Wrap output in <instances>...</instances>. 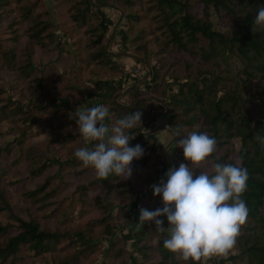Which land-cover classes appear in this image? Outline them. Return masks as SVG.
Instances as JSON below:
<instances>
[{"label": "trees", "instance_id": "trees-1", "mask_svg": "<svg viewBox=\"0 0 264 264\" xmlns=\"http://www.w3.org/2000/svg\"><path fill=\"white\" fill-rule=\"evenodd\" d=\"M51 1L0 0V264H193L164 248L167 233L154 223L137 227L141 207H163L152 186L165 169L148 130L165 111L172 134L207 132L217 140L209 159L249 174L247 221L234 247L208 261L264 264V148L255 139L264 136V29L253 25L264 0H99L122 14L119 53L151 73L146 89L113 55L103 8ZM125 90L128 104L117 101ZM97 105L109 124L142 111L129 135L145 154L129 180H102L74 155L85 143L72 113ZM177 139L180 164L191 167Z\"/></svg>", "mask_w": 264, "mask_h": 264}, {"label": "clouds", "instance_id": "clouds-1", "mask_svg": "<svg viewBox=\"0 0 264 264\" xmlns=\"http://www.w3.org/2000/svg\"><path fill=\"white\" fill-rule=\"evenodd\" d=\"M253 25L264 29V6L256 10ZM72 114L85 143L75 151V157L83 166L93 168L102 180L113 174L129 180L133 161L145 154L141 145L130 146L133 139L129 135L130 130L142 125V111H134L114 124L108 123L111 117L103 105L80 107ZM173 135L178 137L177 148L183 150L191 167L186 163L171 167L166 180L152 186L154 195L162 198L163 207L153 211L141 207L137 227L154 223L157 232L167 233L163 240L166 250L178 254V259L197 264L202 258L226 255L236 244L248 218V208L241 197L249 174L242 166L211 161L217 140L207 132L193 131L181 136L176 130ZM255 139L264 148V136L256 135ZM205 163L211 165L208 171L199 168Z\"/></svg>", "mask_w": 264, "mask_h": 264}, {"label": "crops", "instance_id": "crops-1", "mask_svg": "<svg viewBox=\"0 0 264 264\" xmlns=\"http://www.w3.org/2000/svg\"><path fill=\"white\" fill-rule=\"evenodd\" d=\"M98 1L99 0H93V3L94 4L96 3L95 6H97L99 8H103V12L109 21L110 34H111L110 45L112 46V50L114 52L113 55H116L117 57H119L118 49H116V48L118 47L117 42H118L119 38H121V36H122V31H121L122 15L118 11H115L106 5L104 6L102 3L98 2ZM123 99L124 100L122 102L127 101L129 98L125 96ZM162 127L164 128V132L161 134H158L157 135L158 137L156 139L159 143H160V141H162V142L164 141L166 143L169 140L170 131L167 128H165L164 126H162ZM162 127H160V123L157 121L155 128H150L148 130V132L155 134V132L160 130ZM173 141H174V139H173ZM172 145H173V142H172ZM159 153L161 155V159H162V162L164 164V169H165L164 176L166 177L165 174L171 167H176V168L179 167V165H180L179 156L175 152L174 149L172 150L170 148H167V150L164 152V154H162V151L159 149ZM210 257L211 256L206 257V258H202L203 264H212L208 261L210 259Z\"/></svg>", "mask_w": 264, "mask_h": 264}, {"label": "rangeland", "instance_id": "rangeland-1", "mask_svg": "<svg viewBox=\"0 0 264 264\" xmlns=\"http://www.w3.org/2000/svg\"><path fill=\"white\" fill-rule=\"evenodd\" d=\"M48 4H49V6H50V8H52V1L51 0H48ZM122 15V14H121ZM109 46H110V43H109ZM116 49H118V53H119V48L117 47ZM119 55V59H118V62H120V63H123L124 65H125V69H126V71L127 72H130V71H134V68H135V62L130 58V57H127V56H123L124 54H121V53H119L118 54ZM116 56V55H115ZM124 61V62H123ZM145 72V71H144ZM149 74L150 73H147V74H144V77H142L140 80L139 79H136L135 80V82L134 81H132L131 80V82L129 83V84H131V83H136V81H137V83H136V86L137 85H141L142 86V88L144 89H146V88H148L149 87V85H147L145 82H146V80H148V79H150V76H149ZM119 81V84H121L122 86H123V82H125V80L124 79H119L118 80ZM134 83L133 84H131V86H133L134 85ZM128 92V90H125L124 92H122V94L117 98V101H121V103H125V104H127V103H130L131 102V99L129 98L127 101H124V102H122L124 99V97H125V94ZM164 113H166V111L164 112ZM164 113H161V114H159V116L157 117V121L160 123V127H162V126H164L165 128H167L165 125H164ZM148 127V126H147ZM146 127V128H147ZM145 128V129H146ZM168 129V128H167ZM169 130V129H168ZM164 132V128L162 127L160 130H158L157 132H155V134H154V136L157 138L158 136V134H161V133H163ZM160 138V137H159ZM173 139H174V136H173V134L170 132L169 133V140H168V142H162V141H160V143H159V149L162 151V154H164V152L167 150V148H170V149H172L173 150V145H172V142H173ZM176 152V151H175ZM177 153V152H176ZM179 156V155H178ZM179 158H180V156H179ZM179 162H180V159H179ZM129 249L131 250V251H133V249H134V247L132 246V245H129ZM137 258H138V254L137 253H135L134 255H133V258H132V263H134V261H137Z\"/></svg>", "mask_w": 264, "mask_h": 264}, {"label": "built area", "instance_id": "built-area-1", "mask_svg": "<svg viewBox=\"0 0 264 264\" xmlns=\"http://www.w3.org/2000/svg\"><path fill=\"white\" fill-rule=\"evenodd\" d=\"M134 76L136 79H141L142 77H144V72L140 69V68H136L134 70ZM125 85V83L123 82V86ZM121 87H123L121 84H120Z\"/></svg>", "mask_w": 264, "mask_h": 264}, {"label": "water", "instance_id": "water-1", "mask_svg": "<svg viewBox=\"0 0 264 264\" xmlns=\"http://www.w3.org/2000/svg\"><path fill=\"white\" fill-rule=\"evenodd\" d=\"M123 17V16H122ZM149 76H151V73L149 74Z\"/></svg>", "mask_w": 264, "mask_h": 264}]
</instances>
